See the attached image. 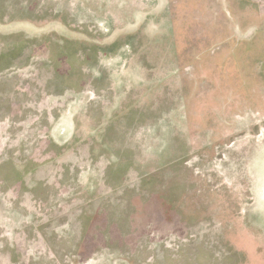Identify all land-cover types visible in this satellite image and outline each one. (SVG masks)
Returning a JSON list of instances; mask_svg holds the SVG:
<instances>
[{
	"label": "rangeland",
	"instance_id": "rangeland-1",
	"mask_svg": "<svg viewBox=\"0 0 264 264\" xmlns=\"http://www.w3.org/2000/svg\"><path fill=\"white\" fill-rule=\"evenodd\" d=\"M0 264H264V0H0Z\"/></svg>",
	"mask_w": 264,
	"mask_h": 264
}]
</instances>
